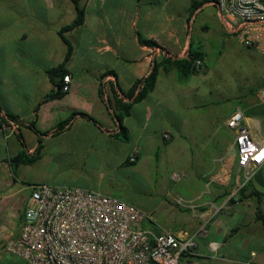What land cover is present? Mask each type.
I'll return each instance as SVG.
<instances>
[{
  "label": "crops",
  "instance_id": "1",
  "mask_svg": "<svg viewBox=\"0 0 264 264\" xmlns=\"http://www.w3.org/2000/svg\"><path fill=\"white\" fill-rule=\"evenodd\" d=\"M78 6L83 10V23L64 32L72 46L65 63L69 89L62 90L61 96L45 98L57 90L46 70L61 63L67 49L58 30L73 21L77 8L72 0H0V110L17 116L22 136L24 130L32 133L30 143L24 139L27 154L36 152L38 134L34 129L42 132V147L31 163L41 161L43 166L50 162L53 156L47 153L49 146L51 155L61 154L69 146L73 152L83 148L81 153L93 152L105 159L114 149L118 163L133 169L144 162L155 166L163 162L168 178L185 177L192 183L186 184V192L173 197L175 204L164 200L158 215L162 222L152 211L153 229L185 236L204 227L206 234L196 235L195 257L203 264H235L246 259H251V264H264V223L256 218L257 207L264 212V163L249 180V189L261 193L260 203L253 195L238 203L232 200L215 212L214 207L244 181L235 172L228 185L210 181L217 170L214 160L233 142L234 132L226 121L235 109L241 106L245 123L256 138L264 134V106L256 108L252 98L248 99L262 83L264 53L246 48L236 38L243 55L262 63V72L257 82L242 92L241 102L240 94L232 99L223 97L227 102L225 114L217 116L215 110L203 113L199 110L204 105L200 83L189 82L209 72V53L217 59L222 57V46L214 48L210 36H229L214 0H78ZM190 51L203 54L197 73L182 77L175 67L164 63L165 57L187 58ZM153 65L158 68L154 89L133 103L123 119L129 140L113 137L118 122L107 99L110 85L127 90L147 76ZM107 70L115 74L102 77ZM56 81L63 84L60 77ZM60 123L63 130L52 133ZM92 132L96 137L88 138ZM165 132L170 134L167 139ZM63 136L67 138L59 139ZM13 137H17L16 132L5 135L0 127V176L5 174L0 177V187L14 175L10 159L22 149L14 146ZM133 152L137 156L130 162ZM237 167L245 174L244 168ZM174 173H181V177L174 178ZM225 190L230 193L224 197ZM210 241L218 242L217 251L211 250Z\"/></svg>",
  "mask_w": 264,
  "mask_h": 264
},
{
  "label": "built area",
  "instance_id": "2",
  "mask_svg": "<svg viewBox=\"0 0 264 264\" xmlns=\"http://www.w3.org/2000/svg\"><path fill=\"white\" fill-rule=\"evenodd\" d=\"M214 4L227 34L235 36L246 48L264 53L263 0H214ZM202 65V59L195 60L196 70ZM69 83L66 74L63 91L69 89ZM256 97L264 106V72ZM0 114L5 116L2 111ZM5 121L2 127L5 135L19 128L16 120L5 117ZM226 124L233 130L234 139L226 152L214 160L217 170L210 176V181L220 185L229 184L235 165L244 168L246 179H250V174L264 163V134L254 136L242 110L235 109ZM163 137L167 139L170 134L165 132ZM136 156L133 152L129 161H135ZM180 176L181 173L173 175ZM242 185L215 206V212L230 200L238 203L237 192ZM29 188L20 228L4 241L5 250L23 259L25 264H203L195 257L196 235H205L204 227L185 236L170 230L156 232L150 213L112 195L47 183H35ZM209 246L217 251L219 244L210 241ZM251 262L246 259L235 264Z\"/></svg>",
  "mask_w": 264,
  "mask_h": 264
},
{
  "label": "rangeland",
  "instance_id": "3",
  "mask_svg": "<svg viewBox=\"0 0 264 264\" xmlns=\"http://www.w3.org/2000/svg\"><path fill=\"white\" fill-rule=\"evenodd\" d=\"M210 37L213 40L214 48H216L215 45L222 46V57L217 59L214 53H209L207 60L209 72L202 73L198 77L195 76L189 84L195 83L196 80L200 83L199 88L203 94L201 103H204V105L199 110L203 113L215 110L218 111L216 115L221 116L227 111V102L223 101V97L231 98L235 94H240L238 97L241 102L243 100L241 98L242 92L249 85H254L257 82L263 65L258 61H251L242 54V47L235 36L229 35L220 38L219 34H213ZM258 88L255 87L254 89V97L249 94L248 99L252 98L256 108H263L258 103L255 94ZM240 107L238 108L241 109ZM261 132H264L263 120H261ZM92 134L94 133L89 134L88 138L96 137ZM31 136L30 131L24 130L23 139L26 140V143H30ZM65 137H59V139ZM12 140L14 146L19 149L22 148L17 137H13ZM65 148L66 150L63 153L51 155L49 146L47 153L53 158L43 166L41 161L16 165L14 175L10 178V181L5 182L0 187V264H25L23 259L5 250L4 241L8 235L16 233L18 230L21 223L20 215L26 207L30 195L28 183H35V179L43 180L39 181L40 183L51 185L60 184L62 186H78L101 190L106 194L131 202L151 215L154 210L153 215L156 220L158 219L161 222L162 217L158 215L164 200L175 204L173 197H178L180 193L186 192V184L192 183L191 181L187 182L185 177L178 180L168 178L163 162L159 163L158 166L144 162L139 169H133L132 166L118 163V153L114 152V149L112 156L105 159V157L97 156L93 152L81 153L83 148H76L79 153L73 152V149L69 146ZM9 151L13 153L11 148H9ZM233 172L240 174L243 177L242 181L246 182L253 177L255 171L250 174V179H246V175L242 171L239 172L237 166L234 167ZM262 173L264 175V169ZM0 177L4 178L5 174L3 173ZM166 188L171 189V192L167 193L164 190ZM248 191L246 190L245 193ZM229 193L225 190L223 196L225 197ZM237 196H239V191ZM240 199V202L244 200ZM230 201L232 202V200Z\"/></svg>",
  "mask_w": 264,
  "mask_h": 264
},
{
  "label": "trees",
  "instance_id": "4",
  "mask_svg": "<svg viewBox=\"0 0 264 264\" xmlns=\"http://www.w3.org/2000/svg\"><path fill=\"white\" fill-rule=\"evenodd\" d=\"M72 1L77 8V16L73 19V21L71 23L60 27V29L58 30L59 35L63 38V40L67 44V49H66L64 59L58 65L50 67L46 70V72H47L48 76L51 78V80H53L56 83L57 90L54 93L48 94L47 96H45V98L58 97V96L62 95V93H63L62 84L57 82L56 78L60 77L63 79L64 75L67 74L65 63L72 54V46L68 42V40L65 38L64 32L83 23V10H82V8H80L78 6V0H72ZM193 7H194V5H193ZM148 43L155 46V44H153V42H148ZM202 58H203V54L200 51H190L187 58L183 57V58L172 59V58L165 57L164 63L168 64V66L175 67L179 71V73L182 77H186L187 75H189L191 73H197L200 70V69L196 70L194 68V63H195L196 59H202ZM109 74H115V72L113 70H107L106 72H104L102 74V77H104L105 75H109ZM157 75H158V68L156 65H153L151 71L149 72V74L147 76H145L142 79L135 81L132 84V86L130 88H128L127 90L120 88L119 85H116V86H114L113 84L110 85L109 90H110L111 94L107 97V99L112 106L113 116L118 122V130L112 133L113 137L118 138L122 141H128L129 140L128 129L123 124V119L127 115H129L130 108H131V105L133 103L141 101L142 99H144L147 96L148 93H150L154 89L155 84H156ZM103 92H104L103 89L99 90L100 94H102ZM4 115L5 116L0 114V127L1 128L6 123L5 117L12 119V120H16L19 124V128L17 129L16 134L20 140V144L22 146V149L20 150V152L16 156H14L10 159L11 169L14 173L16 165L21 164V163H31L34 160H36L37 154L42 147V145H41L42 132L38 131L37 129H34L35 132L38 134V144L35 148L36 152L33 155H29L26 153L25 142H24L23 136L20 132L21 122L19 121L17 116H15L14 114L4 112ZM81 115L87 116L84 113H81ZM89 118L94 121L93 118H91V117H89ZM62 130H63L62 123H60L56 126L55 130H53L52 133H59ZM248 189H249V180L244 182L242 187L240 188L239 197L243 199V198L254 195L257 198V202L260 203L261 193L257 190H254L253 188L249 189V191L247 193H245V191ZM256 218L259 221H261L262 223H264V212H262L259 207H257V210H256Z\"/></svg>",
  "mask_w": 264,
  "mask_h": 264
}]
</instances>
